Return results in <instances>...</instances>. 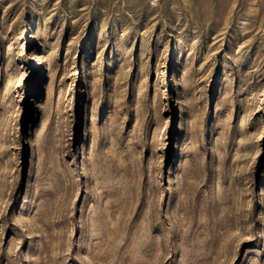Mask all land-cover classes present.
<instances>
[{
	"label": "rangeland",
	"instance_id": "rangeland-1",
	"mask_svg": "<svg viewBox=\"0 0 264 264\" xmlns=\"http://www.w3.org/2000/svg\"><path fill=\"white\" fill-rule=\"evenodd\" d=\"M0 264H264V0H0Z\"/></svg>",
	"mask_w": 264,
	"mask_h": 264
}]
</instances>
